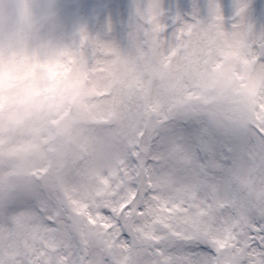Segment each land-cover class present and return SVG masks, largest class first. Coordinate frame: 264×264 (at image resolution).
Listing matches in <instances>:
<instances>
[{"label": "snow or ice", "instance_id": "obj_1", "mask_svg": "<svg viewBox=\"0 0 264 264\" xmlns=\"http://www.w3.org/2000/svg\"><path fill=\"white\" fill-rule=\"evenodd\" d=\"M197 7H136L134 31L146 25L176 58L158 78L133 69L103 97L95 163L58 154L15 176L0 164V264H264V110L236 118L209 94L195 107L166 86L170 73L192 78L206 36L246 35L264 75V28L246 22L245 3L227 22L219 0Z\"/></svg>", "mask_w": 264, "mask_h": 264}, {"label": "rangeland", "instance_id": "obj_2", "mask_svg": "<svg viewBox=\"0 0 264 264\" xmlns=\"http://www.w3.org/2000/svg\"><path fill=\"white\" fill-rule=\"evenodd\" d=\"M211 2L164 0V7L169 16L188 14L194 4L198 5L196 11L208 14ZM219 2L226 22L239 2L249 5L246 22L257 31L264 28V0ZM142 3L56 0L62 42L43 58L50 71L41 86V95L56 103L27 110L15 101L8 104L7 111L17 120L5 123L0 118V164L13 165L6 175L42 173L58 154L77 152L86 163L96 162L103 150L98 135L105 125L98 110L103 97L113 87L128 82L133 69H140L148 78H158L176 58L178 46L152 38L146 25L134 31L135 9ZM254 55L253 41L246 35L231 39L206 36L188 58L192 78L170 73L166 86L181 102L199 107L201 94H209L207 103L213 108L244 118L264 110V75L255 67ZM217 79L222 89L215 85ZM71 106L76 108L73 115Z\"/></svg>", "mask_w": 264, "mask_h": 264}, {"label": "clouds", "instance_id": "obj_3", "mask_svg": "<svg viewBox=\"0 0 264 264\" xmlns=\"http://www.w3.org/2000/svg\"><path fill=\"white\" fill-rule=\"evenodd\" d=\"M55 5L56 0H0V118L5 123L17 120L7 111L12 101L25 110L56 103L41 95L50 71L43 58L62 42Z\"/></svg>", "mask_w": 264, "mask_h": 264}]
</instances>
